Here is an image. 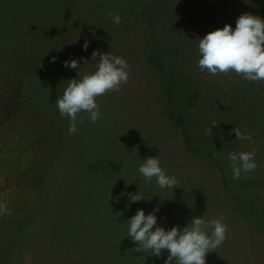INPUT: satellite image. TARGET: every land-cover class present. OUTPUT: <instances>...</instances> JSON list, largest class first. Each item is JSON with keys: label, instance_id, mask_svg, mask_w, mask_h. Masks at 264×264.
<instances>
[{"label": "rangeland", "instance_id": "374dc122", "mask_svg": "<svg viewBox=\"0 0 264 264\" xmlns=\"http://www.w3.org/2000/svg\"><path fill=\"white\" fill-rule=\"evenodd\" d=\"M244 12L264 17V0H0V264H164L167 251L127 236V220L157 206L168 228L227 224L207 264H264V81L197 64L199 38ZM96 49L124 57L130 78L69 134L55 101L78 72L63 62L86 57L80 73L94 71ZM242 150L258 167L234 179L228 156ZM149 156L175 188L145 181Z\"/></svg>", "mask_w": 264, "mask_h": 264}, {"label": "clouds", "instance_id": "9594fccd", "mask_svg": "<svg viewBox=\"0 0 264 264\" xmlns=\"http://www.w3.org/2000/svg\"><path fill=\"white\" fill-rule=\"evenodd\" d=\"M251 3V0H245ZM114 24L122 21L120 14L112 15ZM90 40H85L83 48L88 49ZM198 67L211 75L235 72L252 82L264 81V17L252 12L242 13L236 20L235 28L231 23L208 32L198 41ZM52 57V62L56 61ZM89 62L86 57H70L64 60L66 68L76 69L78 77L66 80L67 84L62 95H58L55 103L63 117L71 121L68 133L77 130L78 113H87L94 123L101 117L97 97L109 90H118L130 78L128 61L111 51L93 50L92 59L95 70L81 74V60ZM84 64V65H85ZM216 125L213 122L212 126ZM211 128L208 130L210 134ZM238 140L252 142L250 134H246L237 126L231 130ZM255 150L233 151L228 159L231 163V173L234 179L242 174L254 171L258 167ZM137 171L146 182L155 178L161 189L175 188L178 180L175 175H169L163 168L157 156H149L139 165ZM130 201L136 202L145 196L140 191L129 194ZM160 208L146 213L144 208L138 209L128 220L127 236L137 242L136 251L151 250V255L160 257L164 251L168 256L164 264H207L206 257L216 250L226 239L227 224L221 218L205 220L203 215L191 218L183 228L174 225L170 228L158 224ZM6 211L0 204V212Z\"/></svg>", "mask_w": 264, "mask_h": 264}, {"label": "trees", "instance_id": "16d2710c", "mask_svg": "<svg viewBox=\"0 0 264 264\" xmlns=\"http://www.w3.org/2000/svg\"><path fill=\"white\" fill-rule=\"evenodd\" d=\"M22 157H23V155L21 154V156L20 157H17V159H15V160H17L19 162L22 159ZM2 173H4V172H2Z\"/></svg>", "mask_w": 264, "mask_h": 264}]
</instances>
